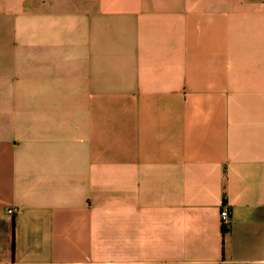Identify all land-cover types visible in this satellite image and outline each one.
I'll use <instances>...</instances> for the list:
<instances>
[{
	"label": "crops",
	"instance_id": "0c3cea01",
	"mask_svg": "<svg viewBox=\"0 0 264 264\" xmlns=\"http://www.w3.org/2000/svg\"><path fill=\"white\" fill-rule=\"evenodd\" d=\"M0 264H264V0H0Z\"/></svg>",
	"mask_w": 264,
	"mask_h": 264
},
{
	"label": "built area",
	"instance_id": "2783aa9c",
	"mask_svg": "<svg viewBox=\"0 0 264 264\" xmlns=\"http://www.w3.org/2000/svg\"><path fill=\"white\" fill-rule=\"evenodd\" d=\"M231 218H232L231 208L227 203H224L222 206V210L220 212V219H221L222 227L224 228V231H226V233L229 232L231 225Z\"/></svg>",
	"mask_w": 264,
	"mask_h": 264
}]
</instances>
